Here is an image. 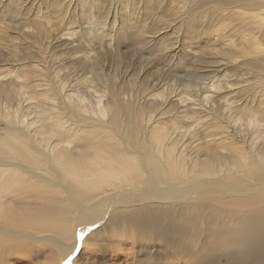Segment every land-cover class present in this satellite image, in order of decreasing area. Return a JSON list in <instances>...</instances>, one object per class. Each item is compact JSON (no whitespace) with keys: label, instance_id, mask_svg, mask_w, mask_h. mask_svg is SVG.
Returning a JSON list of instances; mask_svg holds the SVG:
<instances>
[{"label":"rangeland","instance_id":"obj_1","mask_svg":"<svg viewBox=\"0 0 264 264\" xmlns=\"http://www.w3.org/2000/svg\"><path fill=\"white\" fill-rule=\"evenodd\" d=\"M32 68L39 71L31 74ZM18 69L37 79L34 89L27 81H13ZM79 76L85 81L77 82ZM74 84L80 89L99 85L107 90L105 97L110 96L107 84L118 100L117 114L113 119H104L105 126H101L97 118L89 119L88 112L80 109L79 119L74 118L73 123L69 118L75 113V102L65 97L57 116L70 125L62 136L54 135L53 130L48 132L57 148L83 154L99 141L116 140L121 145L118 136L104 135L117 133L133 140L140 136L141 146L150 149L144 122L155 116L152 119H159L165 130L170 120H183L191 125V131L229 128L242 139L231 145L219 143L203 148L201 140H196L199 133L179 142L163 137L165 142L181 145L190 155L198 152L206 161L205 154L219 156L218 163H204L193 176L217 172L224 180L240 175L246 178L245 171L251 168L261 169L252 173L251 185L264 181V146L257 132L264 128V0H0V143L11 141L16 128L22 126L20 121L25 120L7 113L17 106L34 104L33 90L50 85L68 93ZM203 88L210 90L204 94L216 95L200 107L191 108L208 111L185 110L186 104H198L193 98H203L199 90ZM188 91H196L193 96H198L179 102L182 93ZM165 95L169 102L163 104L160 96ZM86 123L95 126L80 130L75 127ZM41 136H36L38 142H43ZM8 149L6 146L4 150ZM18 160L22 161L21 157ZM226 161L232 167H226ZM29 162L33 165L32 160ZM53 162L70 183L78 185L60 159ZM41 163L40 167L48 172V162L42 159ZM161 177L165 176L159 174L163 182ZM3 195L0 209H11L7 199L10 193ZM221 202L215 197L199 199L189 211H183L179 222L173 217L157 221L160 236L157 232L154 237L141 235L134 226L135 241L130 238L118 245L110 229L104 235L95 233L86 239V247L75 256L77 260L68 264H173L171 250L198 257L201 264H264V233L259 225L264 220L254 219V226H245L248 219ZM42 203L29 200L15 204L16 218L0 213V221L17 230L54 231L39 224L45 219L37 211ZM61 203L64 215L78 213L69 202ZM230 206L238 207L233 203ZM246 207L250 214L263 212L264 200L255 198L254 208ZM32 212L35 217L30 219ZM253 227L254 244H249L247 230ZM41 246L32 251H41ZM15 258L8 263L33 264L43 256L23 253L15 254Z\"/></svg>","mask_w":264,"mask_h":264},{"label":"bare ground","instance_id":"obj_2","mask_svg":"<svg viewBox=\"0 0 264 264\" xmlns=\"http://www.w3.org/2000/svg\"><path fill=\"white\" fill-rule=\"evenodd\" d=\"M38 71L32 68L29 73L36 74ZM12 79L13 81L20 79L18 84L27 81L31 83L33 89L37 86L33 85L37 79L29 77L26 71L21 69L14 72ZM84 81L85 78L80 77L77 82ZM79 84H74L75 87L71 85L69 87L71 92L68 93L66 90L45 85L41 89L32 91L36 98L34 104L26 107L17 106L7 113L8 116L15 115L25 120L20 121L22 126L19 125L20 127L16 128L11 141L1 140L0 143V157H2L0 158V198L4 197L3 193L9 192L11 196L7 199L13 206L11 209L2 210L1 208L0 213L16 218L18 211L14 208L15 204L29 200L36 203L41 200L43 203L37 211L40 217L45 219L39 224L51 227L54 231L17 230L0 221V264H9L8 260L15 258V254L23 253L43 256V259H37L33 264H64L65 261L74 263L76 254L86 247L88 237L98 232L104 235V232L109 229L113 233L111 237L113 242L118 245H122V241L130 238L131 242L135 241L137 231L133 230L134 226L141 231V235L154 237L157 232L160 236L157 221L173 217L175 222H179L183 211H189L196 205L197 200L207 197L222 199L221 204L227 209L247 218L245 226L247 223L254 226V219L264 220V211L250 214V209L246 207L252 205L254 208L255 198L264 200V181L257 186L251 185L254 177L252 173L261 169L257 171L248 168L245 171L248 175L246 178L240 175L228 180L218 177L217 172L199 175L203 178L193 176L196 171L201 170L200 166L204 163H218L219 156L213 154L208 157L205 154L206 161L200 158L201 155L198 152L190 155V151L176 142H165L162 139L163 137L176 138L179 142L184 137H194L199 133L200 136L196 140H201L199 144L203 148L215 147L219 143L231 145L242 142L241 136L233 129L202 133V130L191 131V125L183 120H170V125L164 130V125L159 119H152L155 117L152 116L147 123H143L144 136L151 144L150 149L141 146L140 136L133 140L132 137L127 139L124 135L117 133L104 135L111 138L118 136L123 143L121 145L116 140L99 141L95 148L83 154L70 153L62 146L57 148L58 144L50 141L48 132L53 130L54 135L62 136L66 126L70 125L68 120H62L61 116H57L65 97H71L75 102V113L69 118L73 123L74 118L79 119L80 109L88 112L89 119L97 118L101 126H105L104 119L105 121L113 119L117 114L118 100L107 84L106 88L110 92V96L107 95V97H105L107 90L99 85L80 89ZM199 90L203 94L210 92L204 88ZM195 92L182 93L178 101L184 102L195 97L197 95L193 96ZM213 95H216L215 92H212V95L204 94L202 99L193 98L198 104H186L188 107L185 110L206 113L207 108L191 107H200L203 101L212 99ZM160 99L163 104L169 102L166 95L160 96ZM152 102L157 103V100ZM183 119H187L186 116ZM93 126L95 125L92 123H86L83 126L75 124L78 130ZM257 132L264 146V128L257 129ZM39 134L42 135L40 139L43 142L37 141L36 136ZM6 146L11 150L5 151ZM18 157H21L22 161L18 160ZM42 159L49 164L48 172H44V169L40 167ZM56 159H60L68 174L70 173L71 180L79 186L73 185L63 176L62 170L53 162ZM29 160H32L33 165ZM232 165L230 161L225 162L226 167H232ZM159 174L165 176L161 177L163 182L159 179ZM48 186L51 189H47ZM61 202H69L68 204L76 207L78 213L74 214L73 211L69 216L64 215ZM232 203L238 207L230 206ZM34 213L32 212L29 216L30 219L35 217ZM258 213L263 214L254 215ZM105 214H107L106 219H104ZM121 221L125 224L121 225ZM259 225L264 233V221ZM126 227H130L129 231ZM88 231L90 232L87 233ZM247 232L249 233L248 243L254 244V227ZM40 243L42 252H33V249H38ZM96 250L94 253L97 252ZM169 253L170 263L201 264L198 257L189 256L184 252L171 250Z\"/></svg>","mask_w":264,"mask_h":264},{"label":"snow or ice","instance_id":"obj_3","mask_svg":"<svg viewBox=\"0 0 264 264\" xmlns=\"http://www.w3.org/2000/svg\"><path fill=\"white\" fill-rule=\"evenodd\" d=\"M64 264H68V262H67V261H65V262H64Z\"/></svg>","mask_w":264,"mask_h":264}]
</instances>
